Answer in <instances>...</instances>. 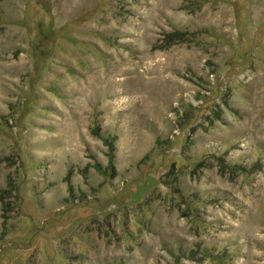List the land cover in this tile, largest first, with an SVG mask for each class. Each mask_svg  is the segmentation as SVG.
<instances>
[{"label":"rangeland","instance_id":"1","mask_svg":"<svg viewBox=\"0 0 264 264\" xmlns=\"http://www.w3.org/2000/svg\"><path fill=\"white\" fill-rule=\"evenodd\" d=\"M0 264H264V0H0Z\"/></svg>","mask_w":264,"mask_h":264}]
</instances>
